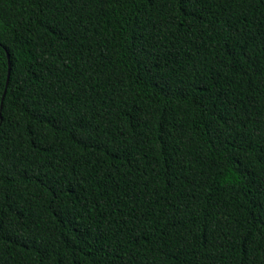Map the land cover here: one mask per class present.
Segmentation results:
<instances>
[{"label":"trees","instance_id":"1","mask_svg":"<svg viewBox=\"0 0 264 264\" xmlns=\"http://www.w3.org/2000/svg\"><path fill=\"white\" fill-rule=\"evenodd\" d=\"M0 264H264V0H0Z\"/></svg>","mask_w":264,"mask_h":264},{"label":"water","instance_id":"2","mask_svg":"<svg viewBox=\"0 0 264 264\" xmlns=\"http://www.w3.org/2000/svg\"><path fill=\"white\" fill-rule=\"evenodd\" d=\"M9 68H10V65H9ZM9 75H10V72L8 73V77H9ZM4 97V96H3Z\"/></svg>","mask_w":264,"mask_h":264}]
</instances>
